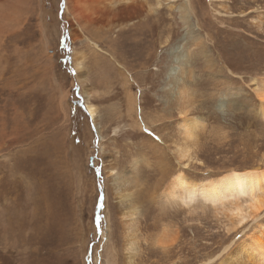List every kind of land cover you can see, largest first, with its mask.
Segmentation results:
<instances>
[{"label":"rangeland","instance_id":"obj_1","mask_svg":"<svg viewBox=\"0 0 264 264\" xmlns=\"http://www.w3.org/2000/svg\"><path fill=\"white\" fill-rule=\"evenodd\" d=\"M111 1L117 0H31L19 12L20 28L0 33V264H110L113 245L116 264H126L121 207L105 170L110 162L133 175L140 247L134 264H199L216 256L208 264H240L228 259L251 222L229 233L210 205L183 207L160 197L178 169L172 147L179 114L168 76L191 68L189 115L202 121L192 147L202 164L191 163L189 177L264 167V119L250 82L264 75V22L261 30L253 22L263 16L264 0H189L192 10L187 0L164 1L147 18L135 15L143 28L130 36L127 28L113 46L74 20L75 10L93 15ZM8 3L0 18L18 6ZM74 48L83 57L85 84L97 89V124ZM127 87L136 95L134 111ZM164 227L176 237L167 253L154 245Z\"/></svg>","mask_w":264,"mask_h":264},{"label":"bare ground","instance_id":"obj_2","mask_svg":"<svg viewBox=\"0 0 264 264\" xmlns=\"http://www.w3.org/2000/svg\"><path fill=\"white\" fill-rule=\"evenodd\" d=\"M8 1L9 0H0V7L8 5ZM164 1H168L166 3H169V1L172 2L174 0H154L153 2H149L148 0L111 1L107 2L110 4L108 5L106 10H101L102 12H97L93 15H82L80 12L76 13L75 10L74 20L78 23L82 32L94 35L98 39H108L113 46V41L116 40L118 42L122 37L123 32L127 28L128 29L126 33L129 34L130 32L134 31L133 35L136 34V30H141V28H143L141 27V25H139V23H137V21H139L138 17L137 19L133 18L135 15L143 13L142 17L147 18L146 16H150L151 14L159 11V9L163 6ZM187 1V8L192 10L191 2L189 3V0ZM30 2L31 0H18V6L16 4L10 5V10L12 13L8 15L5 14V16L0 18V33L2 31L4 34L8 31H15V29L20 28L22 15L19 12H26L27 8L25 5L26 3L28 4ZM120 2H123L124 5H120ZM66 8L68 11L71 10L69 5H67ZM225 8H227L228 11V7L226 5ZM129 9L135 10L136 12H123ZM71 11L74 13V10ZM9 15L15 16L10 17ZM253 19L256 28L259 30L263 29L262 23L264 22V14L263 16H258ZM147 21L148 20L146 19V22ZM130 27H132L133 30H129ZM130 35L131 34H129V36ZM3 36L4 35H1L0 38H2ZM87 43L91 44L94 48H98L96 42L93 39H88ZM112 50V53L114 54L115 49L112 48ZM74 55L76 56L75 60L76 67L78 69V75L80 76L81 82L83 83V95H85L86 107L88 109V112L91 114L95 124H97L99 118V108L97 107L93 99L95 96L94 93L97 92V89L94 88V85H91L89 83L85 84V82L87 81V74L81 72V69L83 68V57L81 54L77 53L75 48ZM185 67H183L182 69L179 68L181 70L180 77L177 76L174 78V75L176 73L173 74L172 71L169 72L168 76V79L170 80L171 78L173 83L171 88H173L174 90L176 89L174 98H176V108L179 114V119L176 124V129L179 132V140H173L175 146L174 148L172 147L173 153L176 158V163L178 164V169L174 170L171 173L172 175L169 180H167L168 182L166 181L167 183L165 185V188L162 190L160 197L168 203L170 202L172 204H179V206L183 207L190 206L196 201L202 202L206 205H210L215 212L214 214H216L217 217L220 216V218L224 222V228L226 232L229 233L238 231L240 230V228L244 227L245 224L251 222L250 227L252 228V230L248 234L246 233V236L239 242V244L236 245V247H234L232 251L233 254L232 256H229L228 260H230V262H239L240 264H264V167L257 166L246 169L230 168L220 174L202 179H192L185 172V169L188 168L191 163L195 162L197 164H202V161L199 160L192 147V145L197 142L196 131L199 127H201L202 121L198 116L189 115L191 105L194 102L192 99V94L194 91H191V88L186 83V77L188 76L189 72L191 73V68L187 69ZM5 69L6 67L3 69V71H7V69ZM250 82L252 83L253 91L259 99L260 114L264 119V75L252 76L250 78ZM126 89V94L127 92L131 91L128 87ZM135 96L136 95L131 92L127 94L128 111L133 110L136 105L137 100ZM170 106L171 104L169 103V107ZM158 116L160 119V115ZM114 130L116 131L118 129L115 128ZM156 139L157 140L154 143L155 145H158L159 141H161V138L156 137ZM163 141L164 140H162V142ZM152 147L157 148V146L155 147L153 145ZM135 167L136 164L135 161H133L131 165V171H134ZM116 169V164L113 162H110L105 167V170L108 171L109 175L113 176L112 181L114 188L116 189V199L121 207L120 220L121 224L123 225V248L126 252L125 263L134 264L140 247L138 246V239L136 234L139 212L138 207L135 204L132 192L133 178H131V176L133 177V175L130 174V171L128 173L119 171L116 172ZM106 217L108 221V234L106 235V239L109 240L111 238V219L108 213L106 214ZM148 218L149 216H146L145 218V228H148L151 225V223L148 222ZM170 229L171 228L168 229L167 227L161 229L163 237L160 238L159 236H156L154 242V245L158 246L163 253L170 252L172 246L174 245V241L176 240V237L173 236V233ZM228 247L229 245L224 249H227ZM111 250V262L112 264H116V252L114 245L111 247ZM216 257H211L199 264H208L214 262ZM219 264L229 263L227 261H222Z\"/></svg>","mask_w":264,"mask_h":264},{"label":"snow or ice","instance_id":"obj_3","mask_svg":"<svg viewBox=\"0 0 264 264\" xmlns=\"http://www.w3.org/2000/svg\"><path fill=\"white\" fill-rule=\"evenodd\" d=\"M100 206L103 207V204H101ZM97 219H99V218H97Z\"/></svg>","mask_w":264,"mask_h":264}]
</instances>
